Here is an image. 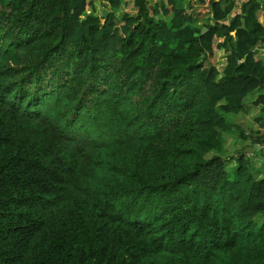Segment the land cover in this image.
I'll list each match as a JSON object with an SVG mask.
<instances>
[{
    "label": "trees",
    "instance_id": "1",
    "mask_svg": "<svg viewBox=\"0 0 264 264\" xmlns=\"http://www.w3.org/2000/svg\"><path fill=\"white\" fill-rule=\"evenodd\" d=\"M237 3L0 0V264H264V134L231 122L264 2Z\"/></svg>",
    "mask_w": 264,
    "mask_h": 264
},
{
    "label": "crops",
    "instance_id": "2",
    "mask_svg": "<svg viewBox=\"0 0 264 264\" xmlns=\"http://www.w3.org/2000/svg\"><path fill=\"white\" fill-rule=\"evenodd\" d=\"M246 2L247 0H236V3L241 6V4L243 2ZM264 2V0H262ZM209 18L211 20V16L209 15L207 18H205V20L209 21ZM259 22L264 24V11L262 13L261 16H259L258 18ZM204 22V20H201L198 25H201ZM264 45V44H263ZM264 50V48H262ZM256 93L257 96H255V99L252 101L254 102L256 100V98H258V96L264 92V90H256L253 93ZM252 102L250 101L249 103L244 102L245 103V110H243L242 112L233 115L231 118V122L235 127H241L243 128L247 134H253L254 137L259 136L260 134H264V111H261V109L259 107H252L250 108L249 105L252 104ZM239 118V119H237ZM246 119L249 120L248 124L245 126V121ZM251 140V138H250ZM245 143V142H244ZM247 143V142H246ZM249 156L253 159V162L256 165H259V163H262L263 159H264V145H260L258 143H255L253 145V147H249ZM258 162V164L256 163Z\"/></svg>",
    "mask_w": 264,
    "mask_h": 264
},
{
    "label": "rangeland",
    "instance_id": "3",
    "mask_svg": "<svg viewBox=\"0 0 264 264\" xmlns=\"http://www.w3.org/2000/svg\"><path fill=\"white\" fill-rule=\"evenodd\" d=\"M219 57H221V56H219ZM256 93H257V92H255V93H253V94L250 93V94L245 98V102H247V103H249L250 101L252 102V101L255 99V96H257ZM232 116H233V114H231V118H232ZM237 119H239V118H237ZM248 122H249V120L246 119V121H245V126L248 124ZM239 143H240V144H243V140L239 141ZM256 163L258 164V162H256ZM259 164H261V163H259Z\"/></svg>",
    "mask_w": 264,
    "mask_h": 264
},
{
    "label": "water",
    "instance_id": "4",
    "mask_svg": "<svg viewBox=\"0 0 264 264\" xmlns=\"http://www.w3.org/2000/svg\"><path fill=\"white\" fill-rule=\"evenodd\" d=\"M107 14H108V9H104V11H103V15H104V16H107Z\"/></svg>",
    "mask_w": 264,
    "mask_h": 264
}]
</instances>
